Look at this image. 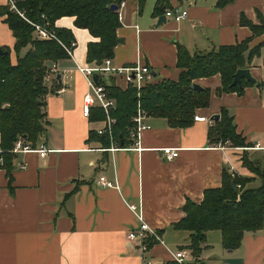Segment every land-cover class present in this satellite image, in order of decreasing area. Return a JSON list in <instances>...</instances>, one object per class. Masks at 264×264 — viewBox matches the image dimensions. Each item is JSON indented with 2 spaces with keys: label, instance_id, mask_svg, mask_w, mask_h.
I'll list each match as a JSON object with an SVG mask.
<instances>
[{
  "label": "crops",
  "instance_id": "crops-1",
  "mask_svg": "<svg viewBox=\"0 0 264 264\" xmlns=\"http://www.w3.org/2000/svg\"><path fill=\"white\" fill-rule=\"evenodd\" d=\"M158 1L146 0L141 9L138 0H125L119 7L121 41L114 65L140 62L157 74L155 81L177 80L182 71L178 45L194 54L251 37V47L264 42V34L253 35L247 23L260 24L264 0H234L223 7L217 6L218 0H167L165 8L186 9L187 16L178 22L166 17L160 25L165 11L155 13ZM2 5L7 0H0ZM4 18L0 15V47L9 50L15 63L16 38ZM56 26L71 29L76 45L72 56L50 63L51 67L56 63L62 83L57 75L46 79L47 131L36 146L46 151L14 152L11 183L6 169L0 168V264H141L140 248L127 236L139 226L132 204L165 241H151L154 264H183L170 250L188 249L190 231L173 226L186 214V202L200 203L206 189L220 187L224 170L249 178L246 188L262 184L254 169L264 170L263 54L249 67L259 84L246 86L242 94L218 95L219 74L196 80L211 89L209 105L197 114L211 120L227 108L248 147L210 142L212 120H194L181 128L150 116L146 122L151 128L140 134L141 150L129 148L134 144L129 135L121 150L110 151L111 142L102 143L98 133L105 120L83 115L84 97L91 90L77 70V65L94 64L87 61V49L97 39L88 29L77 27L73 16L58 19ZM100 77L123 89L130 85L122 76ZM165 147L179 148V156L167 159ZM100 175L114 186H101ZM187 262L264 264V226L246 232L235 249L224 247L221 230L210 229L201 254Z\"/></svg>",
  "mask_w": 264,
  "mask_h": 264
},
{
  "label": "trees",
  "instance_id": "trees-1",
  "mask_svg": "<svg viewBox=\"0 0 264 264\" xmlns=\"http://www.w3.org/2000/svg\"><path fill=\"white\" fill-rule=\"evenodd\" d=\"M125 0H18L24 17L10 10L8 5L0 6V15L5 17L15 38L17 60L8 54H0V168H4L12 181L14 168V146L18 139L36 148L40 137L47 131L46 96L50 89L46 77L50 63L69 57L66 48L76 45L73 31L57 27L56 21L64 16L75 17V25L88 29L97 39L88 44L87 61L100 64L113 58L115 48L120 43L117 30L121 25L119 7ZM140 8L146 0H138ZM234 0H218L223 7ZM167 0H159L156 14L166 11ZM165 9V10H164ZM33 23L47 25L56 34V39L38 37ZM253 35L264 34V17L260 24L247 22ZM251 38L231 45H220L210 51L190 53L183 45H178V67L182 69L177 80L153 81L140 90L130 84L126 89L112 80L102 77L98 84L105 85L110 96L116 99L112 115L116 117L114 134L120 145L127 143L134 126L133 117L141 107L148 116L165 118L173 127H189L194 122L198 109L210 103L211 89L194 88L196 80L221 76V86L217 94L237 92L242 94L246 86L253 85L246 79L242 84H233L234 74L240 68H249L255 57L263 54L264 42L250 47ZM75 43L73 46L72 44ZM259 84V83H257ZM92 120L105 119L103 109H91ZM234 115L222 108L220 119L213 121L210 128V142H229L231 146L248 147L245 138L237 132ZM102 143H109L107 135L100 137ZM258 166L254 170L260 174L262 184L256 188H246L249 178H241L224 170L222 185L204 192L200 203L188 200L184 205L186 214L173 226L190 231L187 246L197 258L206 246L207 232L219 229L224 247L235 249L242 244L248 231L256 232L264 226V170ZM11 185V184H10ZM238 187L237 190L234 186ZM185 248V247H184Z\"/></svg>",
  "mask_w": 264,
  "mask_h": 264
},
{
  "label": "built area",
  "instance_id": "built-area-1",
  "mask_svg": "<svg viewBox=\"0 0 264 264\" xmlns=\"http://www.w3.org/2000/svg\"><path fill=\"white\" fill-rule=\"evenodd\" d=\"M7 5L10 10L17 12L22 17H24V11L19 8L18 0H7ZM124 5L122 2L121 6ZM120 6V7H121ZM120 14V13H119ZM165 16L167 18L173 19L175 21H180L187 16V10L180 7L167 8L165 11ZM35 26V31L39 38L41 39H56V34L48 28L47 25L33 23ZM73 46L75 43L72 44ZM69 56H72V47L66 48ZM77 70H79L87 78L90 90L84 97L83 103V115L90 116L91 109L93 106L97 105L101 107L105 113V125L103 128L98 130L101 135H107L111 142V147L108 148L110 151L121 150L123 147L120 145V141L114 134V126L117 123L116 117L112 115L113 108L116 106V99L109 95L105 85L98 84L93 78L95 73L101 75H115L122 76L129 84H134L139 90L146 84L153 82L154 71L152 68L144 63L137 62L132 65L127 66H117L112 62V58H107L103 60L102 63H94L91 66L83 67L77 65ZM59 72L56 63L50 68L46 79L54 77ZM100 78V77H99ZM149 117L146 111L141 107L138 108L136 115L133 117V128L131 130L130 137L134 140V144L131 145L130 149L141 150L140 146V134L142 131L151 128V126L146 122V118ZM195 121H211L206 116H201L195 114ZM46 151V148L41 147V149H36L31 146L30 143H24L22 139H18L15 143L13 152H27V151ZM163 153L167 159H174L179 156L180 149L174 147L162 148ZM26 166L23 165L22 168ZM98 183L103 187H112L114 182L109 180L105 175H100ZM133 211L136 213L139 226L135 229L128 231V238L130 241H134L140 248V256L142 258L141 264H154V260L149 253L151 250L152 240H159L165 243L164 239L158 232V230L152 227L143 217L141 211L134 204L130 205ZM170 250V249H169ZM173 257L180 263L187 264L189 259L194 257L190 249L181 248L177 251L170 250Z\"/></svg>",
  "mask_w": 264,
  "mask_h": 264
},
{
  "label": "water",
  "instance_id": "water-1",
  "mask_svg": "<svg viewBox=\"0 0 264 264\" xmlns=\"http://www.w3.org/2000/svg\"><path fill=\"white\" fill-rule=\"evenodd\" d=\"M113 9L118 10L119 6L117 4H113L111 6ZM167 18L164 15H162L159 20H158V25L162 24L163 22H166ZM0 54H8V51H4L1 47H0ZM99 74L95 73L93 75L94 80L97 82L99 80ZM154 77H157V74L154 73ZM56 78L58 79V81L60 83H62V75L61 73H58ZM246 79L249 82H251L252 84H257L258 81L257 79L252 75L250 68H240L237 70V72L234 74V80H233V84H242V80ZM194 88L197 90H202L204 87L201 86L199 83H194ZM220 119V114H214L211 116V120L212 121H218ZM234 189L237 190L238 187L236 185H233Z\"/></svg>",
  "mask_w": 264,
  "mask_h": 264
},
{
  "label": "rangeland",
  "instance_id": "rangeland-1",
  "mask_svg": "<svg viewBox=\"0 0 264 264\" xmlns=\"http://www.w3.org/2000/svg\"><path fill=\"white\" fill-rule=\"evenodd\" d=\"M250 45V44H249ZM251 47V46H250ZM264 51V50H263Z\"/></svg>",
  "mask_w": 264,
  "mask_h": 264
}]
</instances>
